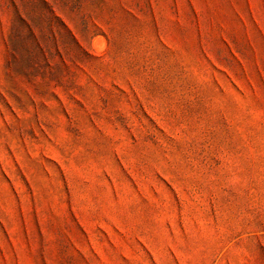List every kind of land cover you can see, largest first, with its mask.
Segmentation results:
<instances>
[{"label":"rangeland","instance_id":"obj_1","mask_svg":"<svg viewBox=\"0 0 264 264\" xmlns=\"http://www.w3.org/2000/svg\"><path fill=\"white\" fill-rule=\"evenodd\" d=\"M0 264H264V0H0Z\"/></svg>","mask_w":264,"mask_h":264},{"label":"bare ground","instance_id":"obj_2","mask_svg":"<svg viewBox=\"0 0 264 264\" xmlns=\"http://www.w3.org/2000/svg\"><path fill=\"white\" fill-rule=\"evenodd\" d=\"M94 43H95V42H94ZM101 44L103 45V43H101ZM101 44H100V46H102ZM95 46L97 47L98 45H95ZM98 49H99V48H98Z\"/></svg>","mask_w":264,"mask_h":264}]
</instances>
